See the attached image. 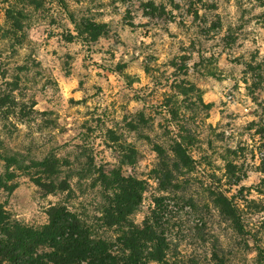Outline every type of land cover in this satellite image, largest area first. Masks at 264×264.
<instances>
[{"label":"rangeland","instance_id":"374dc122","mask_svg":"<svg viewBox=\"0 0 264 264\" xmlns=\"http://www.w3.org/2000/svg\"><path fill=\"white\" fill-rule=\"evenodd\" d=\"M63 1L0 0V153L27 162L54 155L82 174L65 201L16 173L0 204L29 226L44 225L46 209L64 202L91 223L99 171L121 169L144 186L134 225L151 223L162 203L167 264H264L256 250L264 249V12H240L239 0L235 17L231 0ZM7 9L23 14L20 32ZM69 17L103 25V34L78 37ZM178 134L189 136L193 164L169 194L154 174L153 146L166 149ZM5 167L0 161V173ZM210 192L234 197L252 236L236 235Z\"/></svg>","mask_w":264,"mask_h":264},{"label":"trees","instance_id":"16d2710c","mask_svg":"<svg viewBox=\"0 0 264 264\" xmlns=\"http://www.w3.org/2000/svg\"><path fill=\"white\" fill-rule=\"evenodd\" d=\"M25 1L31 6L38 4L37 0ZM57 3L64 6L63 0H57ZM5 17L12 31L22 30L24 16L21 12L7 9ZM69 19L78 37L85 35L91 39L103 34V25L84 21L77 24ZM192 91L181 90L179 95L186 96ZM8 101L7 97L1 100L3 105ZM209 107L206 106V109ZM170 115L173 118L177 116L176 112ZM190 145L189 136L178 134L169 140L166 149L158 144L153 146L159 159L154 174L162 191L169 194L176 192L180 189L178 179L185 172H191ZM128 149L123 161L131 163L135 151ZM0 161L6 166L0 173V192L6 194L16 189V184L12 183L18 177L16 173H19L30 177L44 196L65 195L66 201L74 192L69 181L82 174V171L70 170L66 160L62 161L54 155L27 162L22 156L0 153ZM226 171L232 175L234 166L227 164ZM236 179L231 186L238 184L239 179ZM98 181L101 202L98 216L91 223L71 211L64 202L46 209L47 221L44 225L29 226L14 219L0 204V264H167L170 245L167 224H162L160 219L163 212L161 201L156 199L154 202L156 211L152 214L151 223L145 222L138 227L131 222L130 216L141 204L143 184L134 178L124 177L121 169L109 173L99 171ZM95 185L92 184V188ZM209 196L236 235L250 237L234 197L213 192ZM256 250L262 262L264 249L258 246Z\"/></svg>","mask_w":264,"mask_h":264},{"label":"clouds","instance_id":"9594fccd","mask_svg":"<svg viewBox=\"0 0 264 264\" xmlns=\"http://www.w3.org/2000/svg\"><path fill=\"white\" fill-rule=\"evenodd\" d=\"M239 3L242 5L239 10L240 12H242L244 9H248L252 15H258L259 13L264 12V7L259 6L258 0H239ZM237 4L238 0H231V6L229 7V11L233 14L234 17L239 15V12L237 11ZM253 8H255L254 12H252ZM253 23H255V21H253ZM249 119H252V117H249ZM139 219H143V217H140ZM256 255V252H252L248 259L251 261L254 257H256Z\"/></svg>","mask_w":264,"mask_h":264}]
</instances>
